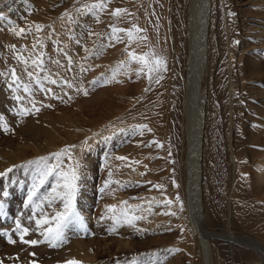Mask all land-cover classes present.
<instances>
[{
  "label": "bare ground",
  "instance_id": "bare-ground-1",
  "mask_svg": "<svg viewBox=\"0 0 264 264\" xmlns=\"http://www.w3.org/2000/svg\"><path fill=\"white\" fill-rule=\"evenodd\" d=\"M98 2L101 0H79V2L77 0H41L39 2L36 0H0V30L3 31L0 36V115L6 114L8 111L18 112L21 106L31 109L32 104L29 101H35V106H38L42 101L41 93L50 92L47 89H51L52 92L54 88H57V91L65 88L66 92L70 94L74 93L76 89H80L79 87L84 85L83 81L89 77L94 79L96 73L93 68L98 64L99 55H103L102 57L106 55L109 60L114 58L117 46L111 47L108 41L111 39L114 45L119 42L111 38L112 27L132 29L138 22L136 26L143 31L135 33L136 39L131 43L132 49L141 55L154 52L156 56L163 57L167 62V71L159 73L163 78L166 77V81L169 83L165 81L167 83V86L165 85L166 96L168 97L162 100L165 112L164 117L161 118L164 123L169 118L171 132L168 141L172 144L169 149L171 152L173 149L175 153L173 166L184 171V179L179 177L175 171L167 174L164 183L157 173L158 167L150 166V161L148 163L144 160H137L141 151H144L143 144L146 139L143 135L146 129L142 130L143 134L141 135V128L123 121L112 123L103 130L96 131L89 138L80 141L74 149L76 150L75 154L72 155L75 159L74 165L80 157L87 158V156L93 155L96 150L95 146L98 149L109 150L110 146H115L117 143L118 145L123 144L122 150L119 151L122 153L120 157L123 156L127 159L121 161L114 156L111 157L110 162L114 165L123 162L129 165L130 173L126 174V182L133 184L140 181L146 182L151 194L152 191L156 192L157 190L154 188L156 182L159 185L163 182V187L167 182L170 183L172 189L169 188L170 190L166 194L171 195L168 196L170 198L179 197V200L170 199L173 204L170 207L165 206V211L175 213V215H169L174 220L172 225L178 227L176 236L181 245H196L199 248L201 264H264V257H261L257 251L259 247L264 250V221H262L260 213L252 211L245 202H240L238 208L243 211V218L248 221L245 226L246 231L255 235L252 236L253 238H243L244 243L254 247L252 251L240 246H228V252L219 249V253L212 254L207 238L196 224L199 218L204 219L210 227L216 226L218 222L216 219L218 217V195H216L215 187L216 167L213 163V156L217 155L223 162L222 154H227L228 151L218 144L216 146L215 138H218V128L215 115L212 117L214 105L217 103L215 98L218 94L223 99L225 107L228 108L231 105L233 109L232 103L237 97L244 102L246 108L251 105V94L249 93L260 92V87L264 88V82H259L260 78L264 76V59L260 58L263 49L260 48L256 55V50L250 51L251 49L246 45L251 44L250 37L255 33H257V37H260L256 41L262 42L260 39L264 37V19L256 21L255 25L251 26L244 20L245 17H243L244 19L240 17V19L236 15L234 16L232 4L228 0H103L107 4V9L98 12L99 20L89 14L77 12V9L83 8L84 5ZM235 2V4H240V1ZM60 5L68 7L64 13H69L71 19L63 16L61 22L56 24L55 19L51 17V11ZM115 9H126L127 14H123L120 19H117L111 15ZM36 25H41L42 30L37 31ZM13 28L17 31L23 28L25 33L22 36H17L12 31ZM194 29H197V32H195L193 40L201 37L198 42L191 38V31ZM89 32L93 35H88ZM118 35L122 41L126 37L123 32ZM143 37L146 39H142ZM38 41L42 42V48ZM243 41L249 50L247 56L244 55ZM34 44L37 45L35 49L33 48ZM256 44L261 43L256 42ZM16 49L19 52H16ZM36 53L41 54L42 67H34L31 63L32 59L36 58ZM18 55H23L29 61L27 66L17 59ZM69 57H71V64L68 63ZM57 61H59V65H57ZM13 68L16 69L17 76L20 77L16 84L8 75V72ZM25 68L34 73V79L30 80L27 77ZM112 68L116 74L121 75L120 72L123 69L118 64ZM245 74L250 75V80L254 81L252 82L255 83L254 85L247 82L248 78ZM156 75V73L153 74L152 85L158 84L155 80ZM49 76L56 79L58 83L51 84L47 79ZM207 78L209 85L207 89L203 90L202 83ZM37 80L40 82L37 83ZM64 81L71 83L73 87L68 88L63 83ZM24 84H27L31 89V95L23 91ZM13 88H17V91L13 92ZM15 95L24 97L22 104L13 99ZM193 95L196 96L199 108L196 124L194 122L195 133L193 132L194 136L191 138V136L189 137V126L192 124L190 117L193 113L190 105L195 103L190 104L189 99H192ZM255 96L257 95L255 94ZM153 109L155 113H152L151 116L161 114L159 106L152 107L148 113H151ZM231 117H233L232 114L228 115L224 122L226 123ZM157 118H151L153 124H158ZM258 126L263 127L264 121ZM41 131V117L27 118L23 120V127L18 129V137L19 140H36L41 138ZM133 140L134 145L125 150L124 145L130 144ZM261 142H264V139ZM233 146L237 148L236 145L233 144ZM18 150L19 144L15 145L10 142L7 145L6 160L3 157L0 159V173L7 172L13 181H17V184L26 178L34 182L38 177L37 171L32 170L33 172L29 175L25 171L20 172L19 166L22 158ZM259 156L260 158L254 154L252 149L250 150V158L254 162L253 166L256 168L257 175V180L253 182L252 187L255 194L264 197V149L259 151ZM137 161L139 163H135ZM189 162L190 174L186 170ZM10 168L12 171L8 172L7 170ZM229 175L233 176L232 169H230ZM236 175L239 180L238 188L243 193L245 187L242 182L246 177L242 169L236 171ZM2 186L4 187V185ZM165 188L167 189V186ZM8 189L10 188L8 187ZM39 196L42 197L43 194ZM166 196L164 194L161 196L162 201ZM150 197L151 195L139 199L149 202L141 205L142 209L144 208L141 214L151 213L150 216H146L145 220L154 224L159 222L158 227L162 228L168 224V220L166 221L165 217L160 215L159 209L157 210L158 206L156 208L154 206L155 203L161 201H158L154 195L155 199H150ZM246 198L247 195H245ZM121 202L119 200L118 204ZM181 202L183 210L180 209ZM26 204L27 198L20 209L23 212L20 218H25L28 222L27 217L31 215L28 209L31 210V207H25ZM201 207L204 208V213ZM44 209L49 216L52 215L47 202L44 204ZM37 216L39 217V213ZM232 221L233 217H231ZM77 224L80 223H75V225ZM14 226H16L15 223ZM30 227L32 226L30 225ZM34 227L35 222H33ZM46 227L47 225H45ZM36 236H39V233L32 231L25 239H32ZM41 238L44 241V237L41 236ZM250 241L254 242L256 246ZM80 244L79 246L72 245L63 254L66 255L69 252L68 258L72 260H92L93 255H89V251H86V244L82 242ZM223 246L227 247V245ZM43 247L48 246L43 245ZM27 249L28 245L17 243L12 261L16 262V257L18 261L25 259L24 251Z\"/></svg>",
  "mask_w": 264,
  "mask_h": 264
},
{
  "label": "rangeland",
  "instance_id": "rangeland-1",
  "mask_svg": "<svg viewBox=\"0 0 264 264\" xmlns=\"http://www.w3.org/2000/svg\"><path fill=\"white\" fill-rule=\"evenodd\" d=\"M36 1L39 2L41 0ZM228 1L232 4L234 16L236 15L239 18L245 17L243 19L251 26H254L256 21L264 19V0ZM235 1H240V4H235ZM66 8L68 7L60 5L58 8L52 9L51 17L55 19L56 24L61 22ZM137 23L134 24L132 21V24L135 26L138 25ZM2 32L0 30V36ZM195 32H197V29L191 31L192 40L194 39ZM256 34L250 37L251 44L246 45L251 49L250 51L256 50V55L260 48L263 49L260 58L264 59V37L260 39L262 42L256 41L260 38ZM199 39L201 37L193 41L198 42ZM108 42H110L111 47L117 46L114 58L109 60L108 56L102 57L103 55H99L98 64L93 68L94 73H96L95 77L94 79L93 77H89L83 81L82 84L85 87H79L80 89H76L77 91L75 90L72 94L67 93L65 88L60 91L54 88L52 92L41 93V104L36 106L40 109L38 113L33 111L29 115L20 116L16 114L17 112L8 111L6 114H1L4 116L10 131L5 132L2 124H0V159L3 157L6 160L7 145L10 142L15 145L19 144L18 151L22 158L19 166L20 172L25 171L29 175L34 170L39 174L40 169L45 166V163L55 164L56 160L52 157L53 153H58L67 146L74 145L76 147L80 141L89 138L96 131L99 132L112 123L123 121L133 126L137 125L139 128L147 125L143 135L146 139L145 144H143L144 151H141L137 160H144V162L148 163L150 161V166L158 167L157 173L161 180H164V183L166 182L167 174L175 171L179 177L184 179V171L173 166L175 159L173 155L175 153L173 149L172 152L169 149V146H172L171 142L168 141L171 132L169 118L166 120V123L161 118L164 117L165 112L162 100L168 97L166 96L167 92L165 88V85L167 86L168 83L166 77L163 78L164 81L162 80L160 83L152 85V82L148 81L145 74L137 75V71L141 66L136 63L129 64L130 57L128 53L135 52L137 55L141 54L132 49L127 37L115 45L111 39ZM256 42L261 44H256ZM243 47L244 55L247 56L249 50L245 46L244 41ZM117 64L123 69L120 72L121 75L119 73L116 74V71L112 68ZM245 75L248 78L247 82L251 83L250 85H254L255 83H252L254 81L250 80V75ZM260 79L259 82H264V76ZM202 84L203 90L207 89L209 79L204 80ZM85 91L87 95L84 94ZM249 94H251V105L247 106L248 108H245L244 102L237 97L234 98V102L232 103L233 109L231 105L226 108L223 99L218 94L215 98L217 103L214 105L212 117L215 115L218 128V138H215L216 146L218 144L222 148H225V151H228L227 154H222L223 162L220 161L217 155L213 156V163L216 167L215 187L216 195H218V217L216 219L218 222L214 227H210L202 218H199L196 222L205 238H207L212 254L219 253V249L228 252V246H240L249 251L254 249V247L244 243L243 240L245 237L253 238L252 236L255 235L249 234L245 229L248 221L243 218V211L238 208L240 202H245L252 211L259 212L262 221H264V197L254 193L252 184L257 180V175L255 173L256 168L253 166L254 162L250 158L251 149L259 158V151L264 149V142H261L264 139V126H258L264 121V88L260 87V92L255 91ZM191 97L192 99H189L190 104L192 102L195 103L190 105L193 114L190 117L192 124L189 126V137L191 136L192 138L196 129L195 124L199 104L197 105L195 95ZM154 106L161 108L160 115L151 116L152 113H155L154 109L151 113H148ZM231 114L233 117L225 123L224 121ZM40 117L41 138L32 141L19 140L18 129L23 127V120ZM152 117H158L157 125L153 124ZM231 119L233 120L230 122ZM148 129H151V131L149 132ZM233 144L237 148H234ZM122 145H118L117 143L115 146H110L109 150H106V148L98 149L95 146L96 150L93 155L87 156V158H82V156L76 161L79 162L78 172L80 179L77 181L79 190L75 199V209L83 224L75 225V223H69L64 229L65 240L59 247H53L43 241L40 235L31 238L40 240L41 243L39 244L41 246L39 244L37 246H30L20 243L19 234L16 232V226H14L15 221L19 219L23 226L29 227L30 233L33 229V222H35L33 221L29 224L25 218H20L23 214L20 209L27 198L28 192L31 190L33 182L26 178L20 184H17V181H13L9 175L0 176V203L4 204L3 211L6 213V215H0V261H3V264H66L67 261L72 259L68 258L69 252L66 255L63 252L71 248L72 245H81L80 242H82L86 244V251H89V255H93V258L92 260L86 259L87 261L81 259L75 260L79 261L80 264H201L199 260V248L196 245H181L176 236L178 227L172 225L174 221L172 220V216L164 214L166 213V208L161 196L163 194L166 196V193L172 189L170 183L167 182L162 190L152 191L151 194L146 182L140 181L135 184L126 182V174L130 173L129 165H126L125 162L119 163V165H114L110 162L111 157H120L122 155L119 152L123 148ZM133 145L134 140L130 144L124 145V149L128 150ZM158 145H163V147H159ZM75 147L72 148L73 150H71L69 156L62 158L63 163L61 167L65 171L74 166L75 159L72 155L76 152L74 150ZM42 158L49 159L45 161ZM189 164L190 162L186 169L188 174L191 172V169L189 172ZM230 169L233 170V176L229 175ZM239 169H242L246 177L242 182L245 187L243 193L238 188L239 180L236 171ZM109 173L112 174L111 179L118 181L119 184L112 183L104 192H101V188L104 187L106 181L109 179ZM163 182L160 185H163ZM16 184L17 186L15 187ZM55 184V177H49L48 182L39 189L38 196L40 194L44 196V194L51 193L52 187ZM122 184L125 187H121L120 185ZM156 184L158 183L156 182ZM165 186H167V189ZM4 192H7L9 195L3 196ZM149 195H151L150 199L156 196L157 200L161 201L155 203L154 206L155 208L158 206L157 210L159 209L160 215L164 216L166 221L168 220V224L162 227L163 229L158 227L159 222L154 224L151 221L145 220L146 216H150L151 213H147L146 215H142L141 212L135 213V215L142 216L143 218L134 221V226H130L124 222L116 224L115 221L109 218L111 213L107 212L108 207L112 205L119 206V200L128 201L130 205L135 207L137 205L141 206L144 203L148 204V201L139 199L141 197L144 198V196L148 197ZM245 195H247L246 199ZM168 196L171 195H167V199L177 201L176 198ZM54 206L57 210L61 211L62 204L57 203ZM28 211L31 214V210L28 209ZM50 211L52 212L51 208ZM202 212L204 213V208H202ZM231 217H233L232 222ZM113 227L116 231L110 233L109 229ZM9 238L17 242L15 244L9 243ZM43 242L45 243L43 244ZM17 243L28 245V249L24 251L25 259L18 261L16 257L17 261L14 262L12 261V256L16 251ZM251 243L256 246L254 242ZM43 245L48 247H43ZM223 245H227V247ZM257 251L261 257H264L263 248L259 247ZM32 253H35V255H32ZM95 255L97 256L95 257Z\"/></svg>",
  "mask_w": 264,
  "mask_h": 264
},
{
  "label": "snow or ice",
  "instance_id": "snow-or-ice-1",
  "mask_svg": "<svg viewBox=\"0 0 264 264\" xmlns=\"http://www.w3.org/2000/svg\"><path fill=\"white\" fill-rule=\"evenodd\" d=\"M79 2V0H77ZM107 9V4L101 0V2L93 3L90 5H84L83 8H78L77 12L79 14H89L92 17H94L96 20H99L98 12H103ZM123 14H127L126 9H115L111 15L117 19H120ZM65 17H71L69 16V13H64ZM37 31L42 30L41 25L35 26ZM12 31L17 36H22L25 33V29L20 28L18 31L13 28ZM140 31H143L142 29L138 28L137 26H133L132 29H122L117 27H112L111 30V38L116 40L117 42H122L121 37L118 35V33L123 32L125 33L126 37L128 38L129 43H132L135 41V33H138ZM88 35H93V33L89 32ZM142 39H146V37H143ZM39 46L42 48L43 44L42 42L38 41ZM37 47L36 44L33 45V48L35 49ZM16 52H19L18 49L15 50ZM130 57L129 64L136 63L140 65V69L137 71V75L145 74L147 76L148 81L151 83L154 76L153 74L156 73L155 76L156 83H159L160 80L163 78L162 75H159V73L166 72L167 71V62L163 57H158L155 55L154 52H149L146 55H137L135 52H129L128 53ZM17 59L24 64L25 66L28 65L29 61L26 60L23 55H18ZM71 57L68 58V63L71 64ZM32 65L34 67H42L43 66V60L41 58L40 53H36V58L32 59L31 61ZM57 65H59V61L56 62ZM146 70V71H145ZM27 77L31 80L34 79V73L32 71H27V68H25ZM9 77L12 79L13 83L16 84L20 77L16 74V69L13 68L8 72ZM49 82L53 85L57 84L58 81L56 79L51 78L50 76L47 77ZM40 81L37 80V83ZM68 88H72L73 85L71 83H68L67 81L63 82ZM13 92L17 91V88L12 89ZM23 91L25 93H29L31 95V89L27 84L23 85ZM47 91H51V89H47ZM147 91V89H146ZM87 95V92L84 93ZM13 99L17 102H20L22 104L24 97L21 95H15ZM32 104V108L29 109L27 107L21 106L16 113L20 116H26L34 112H39L40 109L35 106V101H29ZM0 124H2L5 132L10 131L7 123L5 122L4 116L0 115ZM147 128V125L141 126V135L143 134L142 129ZM150 132L151 129H148ZM159 147H163V145H158ZM74 145L67 146L64 149H62L58 153H53L52 157L55 158L56 163L52 165H48L45 163V166L40 169L38 177L33 182L31 190L27 194V204L25 207H31V215L27 217L28 223L31 224L33 221H35V227L32 229V231L38 232L40 236L44 237V241L49 243L53 247H59L60 244H62L65 240V232L64 229L67 227L69 223H80L82 225V221L80 220L79 215L76 212L75 209V199L76 195L78 193V184L77 181L80 179V175L78 172L79 162L76 163V165L70 167L67 169V171L64 170V168L61 167V164L63 163L62 158L65 156H69L71 153L72 148H74ZM43 160L47 161L49 158H42ZM117 159L123 161L126 160V157H117ZM135 163H139L138 161ZM147 167V166H145ZM8 172H11L12 169H8ZM6 173H0V176H6ZM141 175H144V173H141ZM112 174L109 173V179L106 181L103 188H101V192H104L105 189L109 187L112 183L119 184L118 181H113L111 179ZM49 177H55L56 184L52 187L51 193L44 195V196H38L39 189L42 188L49 180ZM151 183V182H148ZM121 187H125V185H120ZM154 188L157 190H162V185H154ZM61 189V190H58ZM9 194L7 192L3 193V196H8ZM155 199V198H153ZM179 200V197L176 198ZM47 202V205L49 208L52 209V215L49 216L48 212L44 209V203ZM60 203L62 204V211L57 210L55 208V204ZM164 204L166 207H170L173 204V201L170 199L165 198ZM4 204L0 203V215H6L3 211ZM180 209L183 210V203H180ZM143 211L142 207L137 205L133 207L128 203V201H122L119 206L112 205L109 206L107 209L108 213H111V216L109 217L113 221L116 222V224H120L121 222L127 223L130 226H134V221L142 219V216L135 215L137 212ZM130 212L132 213L130 215ZM37 213H39V217L37 218ZM164 214H171L175 215L174 212L172 213H164ZM54 224V226H53ZM16 225V232L19 234L20 243L28 244L30 246H37L39 243H41L40 240L36 239H25V236L30 235V229L29 227L23 226L21 224V221L17 219L15 221ZM45 225L47 227L45 228ZM116 229L110 228L109 232L114 233ZM9 243L15 244L17 241L9 238ZM32 255H35V253H32ZM0 264H3V261H0ZM66 264H80L79 261L75 260H69L66 262Z\"/></svg>",
  "mask_w": 264,
  "mask_h": 264
}]
</instances>
